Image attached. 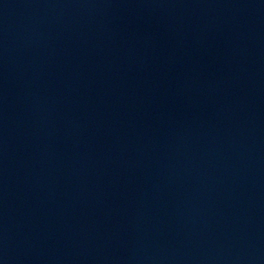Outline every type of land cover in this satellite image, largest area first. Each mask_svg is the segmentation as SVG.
<instances>
[{"label": "water", "instance_id": "95a60500", "mask_svg": "<svg viewBox=\"0 0 264 264\" xmlns=\"http://www.w3.org/2000/svg\"><path fill=\"white\" fill-rule=\"evenodd\" d=\"M0 264H264V0H0Z\"/></svg>", "mask_w": 264, "mask_h": 264}]
</instances>
